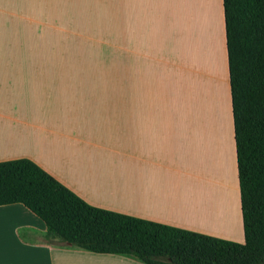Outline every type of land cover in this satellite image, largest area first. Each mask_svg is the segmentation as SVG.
Masks as SVG:
<instances>
[{
    "label": "crops",
    "instance_id": "1",
    "mask_svg": "<svg viewBox=\"0 0 264 264\" xmlns=\"http://www.w3.org/2000/svg\"><path fill=\"white\" fill-rule=\"evenodd\" d=\"M178 36L196 55L191 110ZM17 159L93 207L243 243L222 0H0V162ZM45 230L1 205L0 264H142Z\"/></svg>",
    "mask_w": 264,
    "mask_h": 264
},
{
    "label": "trees",
    "instance_id": "2",
    "mask_svg": "<svg viewBox=\"0 0 264 264\" xmlns=\"http://www.w3.org/2000/svg\"><path fill=\"white\" fill-rule=\"evenodd\" d=\"M244 242L93 207L28 159L0 162V206L21 204L44 241L142 264H264V0H222Z\"/></svg>",
    "mask_w": 264,
    "mask_h": 264
},
{
    "label": "rangeland",
    "instance_id": "3",
    "mask_svg": "<svg viewBox=\"0 0 264 264\" xmlns=\"http://www.w3.org/2000/svg\"><path fill=\"white\" fill-rule=\"evenodd\" d=\"M171 29L172 28H167L163 32V34L160 35V38L162 37V39H164L163 40L162 47L160 46L158 48V51H157V52H160L161 51V48H163V51H162L163 53H162L161 57H158V58H161L163 60V63L161 64L160 69L161 68H165L166 67V62H168L169 59H170L169 58L170 57V49H171V45L173 43V40L171 41V37L170 36L174 34V33H172ZM172 30H174V29H172ZM188 30H189V28H187V26H186L185 23L182 24V25L179 23L178 28L175 29L174 31H175V33H178V35L181 36L182 35V34H180L181 32H184L185 34H187V33H189ZM93 36H96V35H93ZM178 42L181 44V46L184 49V51H183V55H184L183 59H184V61L183 62H184V66H185V68L187 70V71L185 70V72H184V79H183V81H184V88H185V90L183 92V96H182V100L183 101H181L179 99V102L181 101V103H180L181 104V108L183 107L184 109L191 110V109L194 108L193 107V103L191 101L193 100L192 94H193V92H194V90L196 88V81H197V77L195 75L196 70L194 68L196 66V61H194V58H193L196 55L194 53V50L192 51V48H190V46L187 45L188 39H186V36L183 39V43L181 41V37L179 38V36H178ZM183 44H184V46H183ZM139 61H140V59H139L138 56H135L133 58V62L135 64L134 68H136L137 70H139ZM193 65H194V67H193V69H191ZM143 66H145L144 63H143ZM188 68L191 69V76H190V73L188 72V70H189ZM221 69H222L221 60L219 59V63H217V69H216V71L218 70V72H219ZM210 70H212V68H210ZM163 71L164 70L162 69L161 70V73H163ZM213 71H215V70H212L211 72H213ZM193 83H194V85H193ZM177 106H178V104H177ZM210 111H211V109L209 110V112Z\"/></svg>",
    "mask_w": 264,
    "mask_h": 264
},
{
    "label": "bare ground",
    "instance_id": "4",
    "mask_svg": "<svg viewBox=\"0 0 264 264\" xmlns=\"http://www.w3.org/2000/svg\"><path fill=\"white\" fill-rule=\"evenodd\" d=\"M202 214H200V217H201Z\"/></svg>",
    "mask_w": 264,
    "mask_h": 264
}]
</instances>
